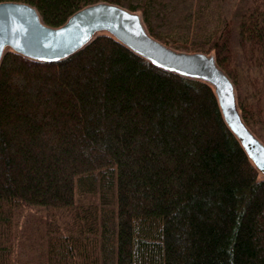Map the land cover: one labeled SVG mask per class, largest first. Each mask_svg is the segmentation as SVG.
Instances as JSON below:
<instances>
[{
  "label": "trees",
  "instance_id": "trees-1",
  "mask_svg": "<svg viewBox=\"0 0 264 264\" xmlns=\"http://www.w3.org/2000/svg\"><path fill=\"white\" fill-rule=\"evenodd\" d=\"M17 1L52 26L117 3L166 45L213 53L264 142V0ZM26 223L39 234L19 246ZM0 264H264V177L211 85L108 33L57 61L7 50Z\"/></svg>",
  "mask_w": 264,
  "mask_h": 264
},
{
  "label": "water",
  "instance_id": "water-1",
  "mask_svg": "<svg viewBox=\"0 0 264 264\" xmlns=\"http://www.w3.org/2000/svg\"><path fill=\"white\" fill-rule=\"evenodd\" d=\"M99 33H108L158 67L211 85L226 124L264 176V142L243 121L234 83L213 53L174 49L148 32L138 11L108 1L85 5L58 26L46 24L29 3L0 1V60L11 50L33 60L57 61Z\"/></svg>",
  "mask_w": 264,
  "mask_h": 264
},
{
  "label": "rangeland",
  "instance_id": "rangeland-1",
  "mask_svg": "<svg viewBox=\"0 0 264 264\" xmlns=\"http://www.w3.org/2000/svg\"><path fill=\"white\" fill-rule=\"evenodd\" d=\"M111 3H113V2H111ZM115 4H117V3H115ZM118 5H120V4H118ZM120 6H122V5H120ZM124 7V6H123ZM126 8V7H125ZM140 13V12H139ZM141 14V13H140ZM100 34V33H99ZM98 35V34H97ZM257 136V135H256ZM260 177H264V176H262V175H260ZM29 216V218H31L32 217V215H28ZM29 221V220H28ZM29 222H31V221H29ZM34 226H36V225H34ZM35 227H33V224L32 225H29V223H26V224H22V226H21V228H19V233L21 234V236H20V238H18V243H20L19 244V246H22V245H28L29 244V242L25 239V236H30L31 238H34L37 234H39V232L38 233H35V232H33L34 234H35V236H32L31 234H30V232H32V230L34 229ZM25 235V236H24Z\"/></svg>",
  "mask_w": 264,
  "mask_h": 264
},
{
  "label": "snow or ice",
  "instance_id": "snow-or-ice-1",
  "mask_svg": "<svg viewBox=\"0 0 264 264\" xmlns=\"http://www.w3.org/2000/svg\"><path fill=\"white\" fill-rule=\"evenodd\" d=\"M262 167H264V164H262Z\"/></svg>",
  "mask_w": 264,
  "mask_h": 264
}]
</instances>
